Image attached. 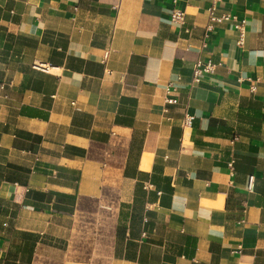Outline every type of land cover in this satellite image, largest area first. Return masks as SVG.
I'll list each match as a JSON object with an SVG mask.
<instances>
[{"label": "crops", "instance_id": "1", "mask_svg": "<svg viewBox=\"0 0 264 264\" xmlns=\"http://www.w3.org/2000/svg\"><path fill=\"white\" fill-rule=\"evenodd\" d=\"M211 2L0 0V264H264V0Z\"/></svg>", "mask_w": 264, "mask_h": 264}, {"label": "built area", "instance_id": "2", "mask_svg": "<svg viewBox=\"0 0 264 264\" xmlns=\"http://www.w3.org/2000/svg\"><path fill=\"white\" fill-rule=\"evenodd\" d=\"M221 0H212L211 4L207 8L208 12V24L207 28L211 29L215 23H222V22H229L233 26H235L238 30V38H237V43L238 44H243L245 41L246 37V18H241L238 16V14L233 13L229 10H219V2ZM121 0H113L112 5L118 9L120 6ZM186 18V11L181 8V7H175L172 12H171V19L174 22L177 23H183ZM206 41L203 40V45H206ZM215 68V62H213L211 59H208L206 61L198 58L194 65H193V71L191 74V84L199 83L204 74L207 72H213ZM252 89L256 88V83H253L251 85ZM177 86L173 83V81H169L167 86H166V95H165V102L166 103H176L178 102L179 98L176 93ZM193 115L192 114H187L185 116L184 123L188 124L191 122ZM237 137V136H235ZM234 160L231 159L229 164L233 166ZM253 179L254 175L250 176V181H249V188H253Z\"/></svg>", "mask_w": 264, "mask_h": 264}, {"label": "rangeland", "instance_id": "3", "mask_svg": "<svg viewBox=\"0 0 264 264\" xmlns=\"http://www.w3.org/2000/svg\"><path fill=\"white\" fill-rule=\"evenodd\" d=\"M90 207H91V209L94 211V210H99L98 208H96L95 206H94V204H90ZM100 209H101V207H100ZM100 212L99 213H101V210H99ZM85 214H87L86 216H84V218L86 219V220H91L92 218V216H93V213L92 214H90V213H85ZM91 218V219H90Z\"/></svg>", "mask_w": 264, "mask_h": 264}]
</instances>
